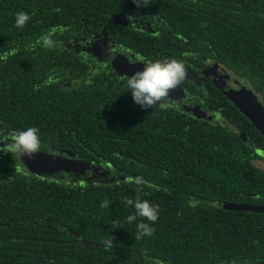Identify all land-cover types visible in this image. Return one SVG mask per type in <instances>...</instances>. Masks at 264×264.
I'll use <instances>...</instances> for the list:
<instances>
[{"label":"trees","instance_id":"obj_1","mask_svg":"<svg viewBox=\"0 0 264 264\" xmlns=\"http://www.w3.org/2000/svg\"><path fill=\"white\" fill-rule=\"evenodd\" d=\"M22 9L23 0H0V49L10 39L18 48L26 42L29 21L14 26ZM188 25L190 33L193 28L202 34L189 33L191 56L199 42L205 43L203 56L217 52V22ZM29 33L37 37V26ZM53 55L41 48L0 56V137L34 125L38 151L60 148L111 167L117 179L41 178L23 168L26 155L5 148L0 264H264V214L223 208L264 206V171L253 165L251 150L228 125L210 124L176 107L141 109L124 81L119 89H111L108 78L76 89L56 84L53 75L66 76L69 60L64 53ZM59 61L58 69L50 66ZM187 89L195 102L202 99L217 109L216 87ZM222 99L232 115L231 104ZM137 198L158 206L150 236L137 238L136 222L126 220L134 209L125 200ZM105 200L108 207L101 206Z\"/></svg>","mask_w":264,"mask_h":264},{"label":"flooded vegetation","instance_id":"obj_2","mask_svg":"<svg viewBox=\"0 0 264 264\" xmlns=\"http://www.w3.org/2000/svg\"><path fill=\"white\" fill-rule=\"evenodd\" d=\"M22 11L29 14L26 42L18 48L13 40H8L7 46L0 49V56L13 55L16 49L29 53L43 48L54 53L53 56L64 53L69 60L68 74L53 75L54 82L75 89L99 78L113 80L110 88L119 89L132 70L143 67L145 60L164 57L182 60L186 79L176 88L185 97H165L163 103L187 114L188 108L197 107L200 117L195 118L213 125H228L251 150L253 165L264 171V137L225 94L248 92L264 108V0H148V6L141 8H136L131 0H23ZM212 21L217 22V52L203 56L205 43L199 42L196 54L191 56L188 22ZM35 25L38 35L32 37L29 32ZM190 30L193 38L202 35L193 28ZM49 33L55 41L52 48L42 46L41 37ZM227 36L230 47L226 46ZM163 49H168L169 54H161ZM60 61L50 66L58 69ZM189 86L216 87L217 109L202 99L195 102ZM223 96L232 106V115L224 111ZM37 152L80 160L54 146ZM3 155L4 150L0 152ZM99 167L109 172L101 182L117 179L111 167Z\"/></svg>","mask_w":264,"mask_h":264},{"label":"clouds","instance_id":"obj_3","mask_svg":"<svg viewBox=\"0 0 264 264\" xmlns=\"http://www.w3.org/2000/svg\"><path fill=\"white\" fill-rule=\"evenodd\" d=\"M136 8L147 7L148 0H131ZM29 20V14L23 11L15 14L14 26L23 27ZM42 46L52 48L55 41L51 39V33L41 37ZM186 75L185 66L182 60L164 57L156 60H145L143 67L134 71L125 78V86L130 94L131 100L139 105L141 109H152L159 106L161 109L168 107L163 103V98L169 96V90L176 88ZM7 141V143H5ZM39 129L34 125H28L12 130L7 136L0 137V152L5 148L9 152L31 157L40 146ZM137 182L140 180L137 178ZM126 205H130L134 211L126 217L128 223L136 222L135 236L137 238L150 236L153 231L152 225L158 219V206L148 200L140 198L125 200ZM102 207H108V201L102 202ZM138 218H144L138 220ZM152 222V223H148ZM106 247H110L111 240H106Z\"/></svg>","mask_w":264,"mask_h":264},{"label":"water","instance_id":"obj_4","mask_svg":"<svg viewBox=\"0 0 264 264\" xmlns=\"http://www.w3.org/2000/svg\"><path fill=\"white\" fill-rule=\"evenodd\" d=\"M137 70L139 69L132 71L134 72ZM225 94L227 98L233 102L237 109L255 124L257 130L264 137V108L255 99V97H252L248 92H225ZM168 95L169 96L166 98L177 99L178 97H185V93L177 88L169 90ZM198 110L199 109L195 107V109L189 112L195 117H200ZM24 162L30 172L39 176L50 177L54 179H73L85 180L89 182H101L109 175V172L104 168L92 165L88 162L73 158L49 155L41 152H36L31 157L26 155ZM223 208L228 210L264 214V206L262 205L225 203ZM66 231L72 236L78 238L77 233L71 230ZM84 245L90 246V244L87 243H84Z\"/></svg>","mask_w":264,"mask_h":264},{"label":"rangeland","instance_id":"obj_5","mask_svg":"<svg viewBox=\"0 0 264 264\" xmlns=\"http://www.w3.org/2000/svg\"><path fill=\"white\" fill-rule=\"evenodd\" d=\"M193 109H195V107H193V108H188L187 109V112L189 113V114H191L189 111H191V110H193ZM199 111V110H198ZM192 115V114H191ZM23 165H25V167L27 168V166H26V164H25V162H23ZM28 169V168H27ZM108 180H111V178L110 179H108ZM110 183H111V181H109ZM113 182V181H112Z\"/></svg>","mask_w":264,"mask_h":264}]
</instances>
